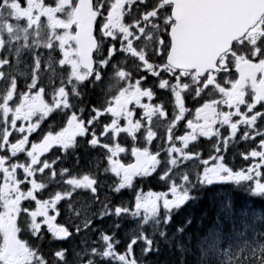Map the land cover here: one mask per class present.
Returning <instances> with one entry per match:
<instances>
[{
  "label": "snow or ice",
  "instance_id": "6c2138e0",
  "mask_svg": "<svg viewBox=\"0 0 264 264\" xmlns=\"http://www.w3.org/2000/svg\"><path fill=\"white\" fill-rule=\"evenodd\" d=\"M218 2L42 0L43 12L37 4L33 14L42 21L52 18L49 10L58 23L61 16L83 15L91 50L79 59L67 58L84 25L79 19L60 23L71 39L61 42L57 36L54 57L44 68L47 84L40 78L38 56L32 57L29 80L23 72L20 78L6 77L11 61L0 54V264H68V248L49 252L45 242L70 241L93 226L87 220L61 223V205L69 202L71 220L88 207L71 203L77 193L100 203L101 175L111 178L113 191L117 185L122 191L130 182L163 176L170 168L163 178L172 181V190L163 200L149 195L146 206L137 209L102 204L100 220L166 206L175 186L188 187L195 174L202 187L247 182L264 195V24L251 41L245 29L206 67L184 63L179 46L193 16L210 13ZM19 3L28 7V0ZM244 3L249 28L264 21V0ZM34 45L53 51L50 42L37 39ZM89 85L101 89L99 102L85 103ZM82 141L96 152L92 170L79 169L78 155L75 165L61 166ZM193 166L194 173L189 171ZM53 186L57 190L49 195ZM224 214L231 218L229 209ZM111 236L101 232L99 243L104 248L115 244ZM97 255L104 258L109 252L90 249L83 264H94ZM238 255L231 259L264 264L260 246Z\"/></svg>",
  "mask_w": 264,
  "mask_h": 264
},
{
  "label": "trees",
  "instance_id": "16d2710c",
  "mask_svg": "<svg viewBox=\"0 0 264 264\" xmlns=\"http://www.w3.org/2000/svg\"><path fill=\"white\" fill-rule=\"evenodd\" d=\"M136 192L137 187L129 190L124 196L125 208L130 205L135 206ZM232 193H222L216 188H197L194 194H190L191 200L169 214L172 219L170 224L161 223V228L157 231L158 235L154 237H149L148 229L145 228L143 222L134 220L130 212L122 216L123 221L117 219V233L138 235L141 244L146 247L135 248L130 245L132 243L130 236L124 239L114 234L111 239H115V244H109L108 247L112 248L113 255H122L129 264H132L135 257L140 264H244V262H237L231 258L235 257L238 260L239 253L246 254L257 246L264 248V196L260 195L258 199H255L242 194L241 191L238 195ZM213 195H217L222 204L218 222L213 221L214 212L206 211L212 206L210 202H207V198L212 199ZM231 201L235 206H230ZM219 202L214 201L213 203L218 204ZM225 209L230 210L231 217L234 216L233 213L236 214L235 216L241 219V225L235 229L230 228L227 224L229 219L224 214ZM179 232H186V239L176 244L172 239L174 233ZM189 232L194 233L193 239L187 236ZM221 234L225 236L226 245L232 247L229 254L220 255V249L225 244L219 239ZM96 247L103 251L106 249L101 244H96ZM129 256L133 257L131 261L128 259ZM93 260L94 264H123L117 259L101 258L99 255ZM89 264H92V261H89Z\"/></svg>",
  "mask_w": 264,
  "mask_h": 264
},
{
  "label": "flooded vegetation",
  "instance_id": "af4514ba",
  "mask_svg": "<svg viewBox=\"0 0 264 264\" xmlns=\"http://www.w3.org/2000/svg\"><path fill=\"white\" fill-rule=\"evenodd\" d=\"M64 2L67 3V0H64ZM37 4L41 5V11L43 12L42 0H33L32 11H31V17L33 18V20H38L37 16L33 14V10L36 8ZM46 15L52 17L51 19L44 20L45 22L48 23L46 26H44L45 29L47 30H45V32L43 33L41 29L39 28L37 29L39 30V36H37V30H36V36H33V37L30 36L29 38H26V39L24 38L23 41L28 44L27 47L23 45L24 46L23 48H18L19 45L15 44L14 40L10 41L11 37L9 35L5 38L6 45H3V51L1 54L3 58L9 59L11 61L10 65L4 69L6 73V77L7 75H16L18 78H20L18 74L19 72H23L27 75L28 79L31 80L32 74H33L32 69L34 67L32 57L35 55L40 58V62H41V68H40V73H39L40 78L44 80V82L47 84V76L49 73H45L44 68H45V64L49 56L53 55L54 57L57 36L61 37V42L71 39V36L69 33L62 32L60 30V23L70 24L73 22V18L68 19L64 16H61L58 18L59 19V23H58L56 22L57 18L52 15V10H49ZM54 21H55V24H54ZM52 24H54L55 26L54 25L52 26ZM37 39L52 43L53 45L52 53H49L43 48H40L39 50H37L34 45V41ZM2 42L4 44V40H2ZM18 52H19V56L17 55ZM65 55L69 59H79L78 46H76V48L72 52H66ZM54 63H55V58H54ZM108 83L109 81L106 77L105 87ZM84 91L87 93L85 96V103H90L93 100H97V102H99V98L101 97V89L99 87L93 88L92 85H89L88 88ZM77 155L79 156V169L81 171L92 170L91 164H92V160L94 156L96 155V152L93 149H89L87 147L86 141H82L77 146V148L73 150L72 154L69 157H67L65 161H62L61 166H63L64 163H67L69 165H75L77 163L75 160V157ZM99 179L101 181L100 191H110L111 178L101 175L99 176ZM56 190L57 188L53 186L51 189H49L48 194L51 195L52 192ZM89 196L90 195L87 193H77V195L73 197V200L71 201V203H74L77 205V207H80L82 203L83 204L87 203ZM210 201L219 202V197L217 195H213L212 199L211 197H208L207 202H210ZM68 203L69 202H63L61 205V216L64 217V219L61 220V223H74L78 225L79 218L82 214H79L78 216L73 217L71 220H68L67 217L71 215V213L68 212ZM212 207L220 211L221 210L220 207H222V204L221 202H219L218 204L211 206V208ZM203 211H202V214H203ZM206 211H208V209H206ZM206 211H204V213H206ZM73 239L74 238L66 242L48 240L45 242V250L50 252L56 248L66 246L68 244L71 245L76 250L78 246H77V243Z\"/></svg>",
  "mask_w": 264,
  "mask_h": 264
},
{
  "label": "water",
  "instance_id": "95a60500",
  "mask_svg": "<svg viewBox=\"0 0 264 264\" xmlns=\"http://www.w3.org/2000/svg\"><path fill=\"white\" fill-rule=\"evenodd\" d=\"M202 14H204V13H200V12H198L197 14H195L194 16H193V18H192V20H191V22H190V24H197V22L199 21L198 20V16L200 15V18H201V20H203L202 19ZM205 33L206 34H208L209 33V30H208V28L207 27H205ZM186 32V31H185ZM184 37V36H183ZM179 46H180V48L182 49V51L183 52H185L186 50H187V48H186V46H187V44H186V42L185 41H180L179 42ZM174 49L177 47V42L174 40Z\"/></svg>",
  "mask_w": 264,
  "mask_h": 264
},
{
  "label": "bare ground",
  "instance_id": "6f19581e",
  "mask_svg": "<svg viewBox=\"0 0 264 264\" xmlns=\"http://www.w3.org/2000/svg\"><path fill=\"white\" fill-rule=\"evenodd\" d=\"M213 202H214V201H213ZM213 202L210 201V203L212 204V206L215 205ZM238 202H239V200H238ZM197 203H199V202H197ZM194 204L196 205V202H195ZM194 204H193V205H194ZM198 207H199V206H198ZM212 208H213V209H212ZM212 208H211V209L208 208V210L211 211V212H214V213H215L213 221L218 222L217 220L220 219V213H219V210H216L214 207H212ZM237 208H238V204H237ZM191 209H192V208H191ZM221 210H222V208H221ZM207 212H208V211H207ZM220 212H221V211H220ZM205 217L207 218V215H206ZM206 218H205V220H206ZM189 231H191V230H189ZM193 235H194L193 232H189V233L187 234V236H188L190 239H193ZM76 251H77V249H76Z\"/></svg>",
  "mask_w": 264,
  "mask_h": 264
},
{
  "label": "rangeland",
  "instance_id": "374dc122",
  "mask_svg": "<svg viewBox=\"0 0 264 264\" xmlns=\"http://www.w3.org/2000/svg\"><path fill=\"white\" fill-rule=\"evenodd\" d=\"M238 209V208H237ZM146 213H150V212H146ZM233 217L228 218L229 220H227V224L229 225L230 228L235 229L237 228L239 225H241V219L237 216H235L236 214L233 213ZM227 227V226H226ZM189 244V243H188ZM200 247V246H199Z\"/></svg>",
  "mask_w": 264,
  "mask_h": 264
}]
</instances>
